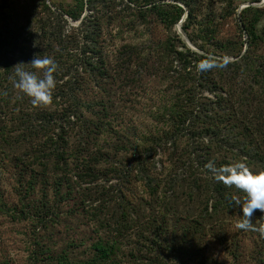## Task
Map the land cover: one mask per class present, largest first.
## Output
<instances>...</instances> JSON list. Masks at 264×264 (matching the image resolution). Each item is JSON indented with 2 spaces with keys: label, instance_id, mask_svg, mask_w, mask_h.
I'll list each match as a JSON object with an SVG mask.
<instances>
[{
  "label": "trees",
  "instance_id": "trees-1",
  "mask_svg": "<svg viewBox=\"0 0 264 264\" xmlns=\"http://www.w3.org/2000/svg\"><path fill=\"white\" fill-rule=\"evenodd\" d=\"M233 2L72 0L58 7L51 0H25L22 6L6 11L0 25V47L6 54L2 75L9 87L13 86L14 68L31 70L34 56L51 58L58 65L54 94L58 112L55 117L40 113V130L29 131L37 142L23 169L29 175L24 181L23 199L41 184L39 204L31 202V206L44 214L41 219L52 222L54 203L78 194L81 198L76 205L85 210V202L95 201L100 193L98 205L87 212L91 219L96 218V238L80 256L70 260L65 250L54 256L56 261L118 264L115 258L120 245L131 237L128 231L136 230L132 234L136 244L158 248L172 260L156 257L159 264L191 263L197 254H202L199 244L207 235L206 226L220 221L222 214L243 218L232 200L242 201L244 194L216 182L204 165L208 161L217 166L245 161L254 171L264 170V54L259 52V45L264 44V25L262 31L257 30L264 6L240 11L244 42L217 41L208 36L206 41L215 49L209 50L189 33L200 14L205 12L209 24L217 16L216 5L222 11L218 15L228 14ZM120 4L132 5L142 15L154 12L167 29H172L186 13L181 29L203 52L191 50L173 34L157 51L150 49L145 55L138 46L125 44L117 51L113 68L106 55L103 23L111 15L120 16ZM67 18L79 22L71 25ZM228 55L232 59L224 58ZM201 61L219 66L198 71L196 65ZM148 66L152 70L156 66L158 81L165 82L164 87L171 88L174 94L160 120L165 128L138 139L133 125L123 127L113 121L120 107L111 98V90L117 91L124 80L140 78L142 71L148 72ZM4 128L0 123V145L2 140L6 142ZM158 153L160 158L156 160ZM99 177L105 183L109 179L116 183L96 184L101 190L81 186ZM137 185L143 188L142 193ZM48 189L53 191L52 199ZM137 195L140 196L135 201ZM253 215L262 217L255 212ZM147 221L151 225L148 231L142 224ZM134 224L141 228L134 229Z\"/></svg>",
  "mask_w": 264,
  "mask_h": 264
},
{
  "label": "rangeland",
  "instance_id": "rangeland-1",
  "mask_svg": "<svg viewBox=\"0 0 264 264\" xmlns=\"http://www.w3.org/2000/svg\"><path fill=\"white\" fill-rule=\"evenodd\" d=\"M24 1L0 0V25L5 20L6 11L22 6ZM45 1L49 3V0ZM51 1L58 7H64L72 3V0ZM246 3L252 2L234 0V7L231 6V9L228 10L229 13L222 15H218L222 11L221 7L216 5L214 8L217 15L215 19L209 21L208 24V16L203 12L199 15L197 22L195 21L196 23L189 27V33L196 38V42H202L201 44H205V48L209 50L215 49L211 42L206 41L208 36H214V40L217 41L241 40L244 42L246 35L241 27L240 11L249 6H264V4L244 6ZM52 8L54 9L53 6ZM118 8H121L122 12L120 16L111 15L103 23V41L106 43V55H108L110 66L113 68L116 67L114 57L117 51L124 48L125 44L138 46L141 49L140 53L145 55L150 49L157 51L167 36L177 34L181 39L176 28L177 23L172 29H167L155 17L154 12L147 11L142 15L137 8L132 7V5L127 7L124 4H120ZM140 9H145V7ZM67 19L71 25H76L79 22V19ZM181 23L179 25L180 31L186 37L181 29ZM263 25L264 16L257 24V30L262 31ZM190 43L196 49V52H203L192 42ZM176 44L180 45L178 42ZM244 45L246 46V44ZM2 49L0 47V92L7 94L2 95L0 93V123L6 126L4 128L6 142L2 140V145H0V263L61 264L55 260L54 256L68 250L67 256L72 260L76 256H80V252L87 250L88 243L96 238V218L91 219V215L87 212L98 205L100 193L96 195L95 201L85 202L88 204L85 210H81V206L79 208L76 205V201L81 198L78 194L75 197L66 198L63 202L54 203L52 222L49 219L47 221L41 219L44 214H40L36 208L31 206V202L39 204L43 192L41 184L36 185L31 196L26 194L28 198L23 199L24 181L25 178L29 177L28 172H24L23 169L24 165L30 160L28 156L31 148L37 142L36 138L29 136V131L40 130L39 126L43 124L39 119L40 113L45 112L46 115L56 116L58 100L54 97V94H56L57 89L54 90L51 104L34 107L30 100H26L25 96L20 95L16 88L12 85L9 87L10 83L3 78L2 72L6 54L2 52ZM259 52L264 54V44L259 45ZM9 56L10 53H7V57ZM224 58L232 59L229 55ZM135 66V62L132 63L131 68L133 71L136 68ZM154 68L152 70V67H146L148 72L143 74L142 71L140 78L134 81L127 80V82L124 80L118 86L117 91L111 90V98L115 103L118 102L120 107V114H117L113 121L115 124L121 123L123 127L133 125L138 139L141 135L149 132L156 134L160 130L163 125L160 121L162 120V113L166 111L164 110L165 106H168L170 97L174 94L171 88L164 87L165 82L160 83L158 81L155 76L157 71ZM114 86L116 87L117 84H114ZM182 140H185V138H182ZM139 142L145 143L142 139ZM157 158H160L159 153L155 155L156 160ZM101 179L102 177H99L94 183H86L81 186L101 190V187L96 184L102 183L108 186L107 184L116 183L114 179H109L108 183H105V179L100 181ZM136 187L139 193H142L143 188L141 189L139 185ZM128 191L129 188L126 193ZM47 192L50 199H52L53 191L48 189ZM139 196L137 195L134 200L136 201ZM255 213L262 214L259 210ZM222 216L223 218L221 217L220 221L213 223L210 227L206 226L207 235L199 244L202 254H197L195 261L186 264H264V236L259 231L237 228L236 225L240 218L237 219V217H231L228 214H222ZM142 224H145V230H149L150 222L147 221V223ZM170 224V221H168V230ZM251 224L254 228L264 226V214H262L261 219H258V215H253ZM134 227V229L141 228L136 224H134ZM135 231H128L131 237L124 239L120 245L115 258L118 264H159L156 257H158V260L172 261L170 257L165 258V255L160 253L158 248L152 250L148 245L141 247L138 242L136 244L133 239L134 235H132ZM45 247L50 250H46ZM140 248L143 251L140 252Z\"/></svg>",
  "mask_w": 264,
  "mask_h": 264
},
{
  "label": "clouds",
  "instance_id": "clouds-1",
  "mask_svg": "<svg viewBox=\"0 0 264 264\" xmlns=\"http://www.w3.org/2000/svg\"><path fill=\"white\" fill-rule=\"evenodd\" d=\"M31 70L16 66L12 73L13 87L23 96L30 99L34 107L47 106L52 103L56 87L58 65L51 58L33 57L30 61ZM219 65L208 61L197 63L198 71H206ZM204 168L211 173L213 179L227 188H235L244 194L243 200L233 199L241 213L242 219L236 227L243 230L259 231L264 236V226L254 228L251 220L254 212L259 210L264 214V170L254 171L245 161L227 162L217 166L214 161H208Z\"/></svg>",
  "mask_w": 264,
  "mask_h": 264
},
{
  "label": "water",
  "instance_id": "water-1",
  "mask_svg": "<svg viewBox=\"0 0 264 264\" xmlns=\"http://www.w3.org/2000/svg\"><path fill=\"white\" fill-rule=\"evenodd\" d=\"M249 4H252V5H255V6H259V5H262V4H264V0H260V2H258V3H246L244 6H247V5H249ZM243 6V7H244ZM185 16H186V13L184 14V16L180 19V21L177 23V25H176V28H177V30H178V34L180 35V37H181V39L184 41V43L186 44V46L187 47H189L191 50H196L193 46H192V44L189 42V40L181 33V31H180V27H179V25H180V23L184 20V18H185ZM241 27H242V25H241Z\"/></svg>",
  "mask_w": 264,
  "mask_h": 264
}]
</instances>
